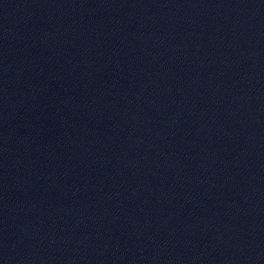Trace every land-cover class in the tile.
<instances>
[{
  "label": "water",
  "instance_id": "obj_1",
  "mask_svg": "<svg viewBox=\"0 0 264 264\" xmlns=\"http://www.w3.org/2000/svg\"><path fill=\"white\" fill-rule=\"evenodd\" d=\"M0 264H264V0H19Z\"/></svg>",
  "mask_w": 264,
  "mask_h": 264
}]
</instances>
